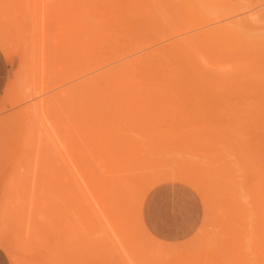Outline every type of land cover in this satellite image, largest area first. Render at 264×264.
Here are the masks:
<instances>
[{
    "label": "rangeland",
    "instance_id": "374dc122",
    "mask_svg": "<svg viewBox=\"0 0 264 264\" xmlns=\"http://www.w3.org/2000/svg\"><path fill=\"white\" fill-rule=\"evenodd\" d=\"M11 1L12 0H0V5H9ZM41 1L43 0H39V3H42ZM108 1L110 2V0ZM150 1L151 3H153V5L149 3V6L152 7L146 8L145 13L147 16H149L147 9H150L152 14L150 15H154L155 19L153 17H147L148 20H145V17V19L139 18L141 16L140 15L136 17V20L129 27L124 28L121 22L119 23L122 26L119 25L120 27L118 26V29L116 28L114 30L113 26H110V30L106 29V31H110L111 34L108 33L107 35V33H104L102 35L100 33V35H98L100 39L105 35L107 36L103 37L104 39L102 38L101 40H99L98 46L100 49H98V51L100 52H97L102 54V52H105L106 50V52H109L110 49L115 50L118 44L119 48L125 43L129 42V40L131 41V39L132 41L134 40L137 43L141 44V42H143L145 44L148 42H153V40L156 38L158 39V37H162L161 41L159 42L165 44L169 39H163V36L165 34L168 35V33L172 34L177 29L189 27L195 33L199 32L200 30L212 27L217 28L219 26H222L225 28L230 24L229 22L235 21L234 23H236L238 21H242L241 19L243 18L245 20L246 16L244 17V14H248L247 12L249 10L244 11L243 8L245 6L252 5V1L255 0ZM249 1L251 3H249ZM27 2V10L25 12L30 13L28 14L29 17H27L30 21L26 19L29 24H27L28 26L26 27V29L28 28V31L26 30L24 33L19 34L16 30H14V32L9 34L7 37L11 40L10 49L12 50L13 54L10 57H7L5 55L9 62L10 70L5 90L0 96V205L5 203L6 194H8L6 192L7 189L10 186V188H14V186L17 187L15 189L16 191L13 194L14 198L12 200H14V202L16 203H22V205H20L21 209L19 208L12 217L14 227H11L12 230H9L10 227L7 228V232L11 235V237L9 238L11 239L12 244L15 246V251L17 252V256L21 264H27L29 260V263L40 260L38 256L27 257V253H25L15 241L17 237L22 234L23 226L29 219V213L31 209L30 202L32 199L30 195L33 187V177H35V158L37 157L36 149L38 146L37 138H32L34 136L38 137L36 136L38 134H36L35 130L33 131L30 128L31 126L35 125H33L31 121L29 122L30 127L24 126V119H22V116L20 117L21 111L25 110L27 105L33 104L34 101H37L38 97H36V99L34 100L28 101L27 103L24 102L16 104V102H14V99L16 100V98L14 97V86H16L15 84L17 83V80L24 73V67L27 66L28 70L31 68L29 67V63L34 62L35 49L37 47L36 41L38 39V35H35V32L33 33V35H30L29 32L33 27V25H31L32 27H30V24H34L33 20L35 19L34 14L36 12L35 6H39V3H37L38 1H35L37 4L35 5L34 0H27ZM215 2H217V4H215ZM255 2L252 5L257 8L254 10L255 12L264 10V5H258L259 3H256V6ZM58 3L59 6L57 8L58 10H60L59 12L62 15L61 22H63L64 24H69L71 20L70 14L75 13L77 8H80V12H83L85 8L81 10V7L82 5L87 3V0H78V4H73L72 0H59ZM12 5V12L17 13L19 10L18 3H12ZM192 5H194L195 9L191 7ZM32 6L34 9L31 8ZM252 6V9L249 8L250 11L255 8ZM189 7H191V10L194 11H191ZM93 8L94 6L92 3V9ZM187 8L191 13L187 12ZM192 12H194L195 14L192 15ZM222 15L229 16L226 17V19L221 18L222 20H220V22L219 20L217 21L216 18ZM36 17L39 18V16ZM84 19L86 22L90 21L91 23L89 25L92 28H95L96 31L102 30L100 29V27L96 28L97 23L92 17L85 16ZM150 20L151 22L153 20H156L155 24L153 25L150 23L151 25H149L147 22H149ZM31 21L33 22L31 23ZM205 21H211L212 23L209 22V24H207V22L206 24L202 25V23ZM245 21L242 22H248ZM262 27H264V25L255 27L253 24H248L247 28L251 29H247L248 35L243 33L246 31L245 29H243L244 31L242 32V30H240V32L245 35L239 33L240 35L238 34L239 36L237 35L238 37L234 38H223V36H227L228 34H223V31L218 28L219 30H215L221 31L222 34L220 36H215V34H213L214 36L211 35L210 38L212 39V42L205 43L201 42V39H197L199 41L198 44H203H201L199 48L189 47L188 51L194 55L196 66L201 70L202 74L210 78L209 80H211L212 82L211 85H214L213 78H218L217 80L223 78L222 81L228 80L230 84L236 82V87L238 85L240 87L237 88L238 91L235 89V91L233 92H225L227 90L218 89L220 92H222L218 93L215 90H203V97L199 96V98H197L195 96L196 101L194 99L193 101L195 102L189 103L190 101L185 100V97L182 96V98L178 96L180 92L174 91V86L177 87L179 85H174V82L171 83V81L175 80L172 79L173 76L176 79L178 78V81L175 80L177 82H181V80L183 81V79L185 81H189L188 79L184 78L185 72H183V68L180 66V64H178V57L175 59L173 53L171 55L170 53L165 52V54H163V56L160 58L161 61L159 59L154 62V64L156 63V65H159L158 70L160 73L168 72V74H166L169 76L164 74L166 77H169V79H167L168 83L166 84L172 85V87H168V89H170L169 91H172L174 89L173 92H176V94L178 93V95L172 92V94H170V92L169 94L170 96L174 95L173 97L176 99L178 105L177 109H175L173 105H168L167 108H169L170 111L167 113H163V117L161 116L164 119L158 117L157 119H155L157 120L156 124H152L154 122H150L148 126H141L142 130H139L141 131V133L139 132L140 134L138 132H136L135 134L134 132H130L131 136H136L135 139H140V143L142 140L141 144L143 145H139L143 146V148H145V150L147 151V154L145 155L146 157L143 154L142 156H144L146 159L151 160L149 165L153 167L149 166L148 164V167L146 166V164H143L146 167L141 165L143 167L141 169L140 167H138L140 170L135 167H131L133 169L118 167L112 168V170L109 171L110 175H105L104 172L108 173V170L106 169L111 168L101 167L96 163L94 159L91 161H88L87 159L90 170L94 175H99V179H101L102 181V185L95 186V188L99 189V187H103V189L99 190H110L109 192H111V190L113 189H116L118 190L117 195L113 196V194L115 193L112 192V195L108 192L102 195L101 191L96 190L98 191V193L93 191L92 196V194L84 188L81 190H85V192L80 191V188L77 186L72 176L67 175L71 173H69V171L67 170L68 167L63 162L62 158L60 156H55V150L52 149L53 147L48 144V141L45 140V138H43V140L41 141V145L44 150L40 158L42 156L44 158L42 157V160L40 159L39 169L36 174V186L34 188H36L37 186L38 187L35 189L37 194L36 198L34 199L35 203L32 208L31 219L36 228H44L43 230L44 232L46 231V234H48L51 245L55 246L58 242L66 241L65 245L68 246V248L73 249L76 254L97 253L99 252V249L102 250L101 248H103L102 251L105 254L109 255L110 258L112 257V262H114L115 264H125L123 259V257L126 258L125 251L121 249L119 238L112 232L107 223V220L105 219V216L101 211V209H103L104 211L109 213L108 208L113 205L110 208V211H112L113 213V221H115V223L119 221L118 223H116V225L120 228V238L125 243L129 242L127 243V252L138 261H142L143 259L146 264H239V262L240 264L241 262L246 264H253L257 261L261 262V264L264 263V261H262L264 260V177H262V174H264V172H262L264 171V161L261 162V160H264V91H262L264 90V30H261L264 28ZM58 28L61 27L58 26L56 22H52L51 28H49L50 36H52ZM151 28H153L154 30L156 29V33H154L152 31L153 29ZM255 28H259V30L257 31V29ZM118 30H122L120 31L121 34L118 33L119 35L115 34L116 32H118ZM80 38H83V40L87 41L89 37L87 35H83ZM121 38L123 43L121 42ZM172 38L173 37H171L170 39ZM112 41L114 42V44L111 43ZM115 42L117 43L116 45ZM111 44L114 45L113 48H111ZM105 45L108 47H106ZM217 46H219V48H217ZM92 49L93 48L88 49V52H84V48L81 50H77L74 56L75 59L80 58L86 54L88 55L89 52L92 51ZM81 51L83 52L81 53ZM106 52L103 54L107 55ZM167 57H169L170 59ZM167 59L169 60L167 61ZM159 61L160 63H158ZM175 66L177 68H174ZM170 71L171 73L173 72V75L170 74ZM175 75H177V77ZM88 76L91 77L92 74ZM87 77L84 78L88 79ZM84 78L81 77V79H79L78 81H84ZM148 79L151 80L150 83L153 82L152 79L149 78V76H147L145 79L144 77H142V81H140L141 83L143 82L142 86L144 84V86L149 85V83L147 82ZM78 81H75V83H78ZM144 81H146L147 84ZM154 81L156 82L160 80L158 79ZM253 82L257 87L254 88ZM241 83H244L243 85L247 83L245 85V88H248L247 91L241 90L244 88L243 86L241 87ZM249 83H251L250 85L252 88L247 87L249 86ZM257 83L261 85H256ZM106 85L105 83H102V85L100 84L99 87L104 86L102 88L105 89L107 87ZM234 86L233 88H235ZM148 87L155 88L153 85H149ZM95 90L96 89L90 91L94 94L92 97L96 96ZM99 90L100 89L97 90L98 94L102 92V89L101 91ZM81 94L84 95L87 93L83 92L78 94L76 98L71 101L72 103L69 102V104L74 107L71 106L69 107L70 111L64 110L61 111V113L63 114L64 118V125H62L69 128L67 129V131H65L66 134H64L65 132L63 133L65 139L72 142L80 139V142L82 143V145H84V142H82V140L86 136L83 129L86 128L85 124L89 122L86 121L88 120L86 119V117H88L86 116L88 114V111L86 112V110H88V107H86L85 105L87 104L88 99L85 95L82 96ZM82 97L87 100L81 99V104L77 101H79V99ZM12 101L15 104L11 105L10 103ZM81 106L83 108H80ZM72 108L75 110H73ZM77 109L81 110L76 111ZM180 109L182 111H178ZM71 110H73V112ZM232 110H234V112ZM230 111H232V113H230ZM74 112L75 118L79 116L78 118H81L80 120H83L84 123L77 126L76 123L78 118L74 119L76 120L74 122L70 121L71 117L74 118V116L71 115V113ZM252 114L255 115L252 116ZM239 117H241V121H243L242 124L245 125L242 126V124L239 123ZM146 118L151 119L150 116ZM25 120L27 121V119ZM153 125L159 126L156 128L157 130L155 129V127H153ZM201 126H203L204 128H202ZM78 127L82 129L81 131H83V133L80 132V129ZM233 127L236 128L235 132L239 134L236 135L235 132L231 131ZM154 129L157 132H152V130ZM203 129L205 130V132ZM217 131L219 134L217 133ZM30 132L32 133V135H34H29ZM70 132H72L75 137H72ZM171 132H173V134ZM228 134L229 136H227ZM149 137H152L153 139H149ZM155 139H157L155 142L157 143L156 148H154L152 145H148L151 144L147 143L148 141L152 142V140L155 141ZM212 140H215V142ZM69 143L72 144L71 142ZM145 143L147 145H145ZM240 144H242L243 146ZM82 149L84 150L85 146H82L80 150ZM242 150H245V153H243ZM85 151H87L88 153L87 148L85 149ZM59 158H61V160H59ZM183 160L186 161L188 164H185L189 166H186L185 164L181 166L180 161ZM41 162H43L44 165ZM153 162L156 163L153 164ZM184 167L187 171L184 170ZM187 167L190 169H188ZM46 168L50 169L46 171ZM177 169L186 171L189 175H195L198 182L203 185L201 186L197 183H192L194 179L189 180V177L182 178L183 174H180V172L175 171L174 174L177 172L180 175H174L173 170ZM168 171L172 172L170 173ZM215 171L216 173H214ZM255 171H258L260 173L259 175L261 176L259 178L256 177ZM155 172H160L161 174H163L164 172H168V175L163 174L162 176H159V174L157 175ZM219 172L221 173L218 175L217 173ZM127 174L129 175L127 176L129 178L132 176H148L149 174H153L151 179H156V181H145L149 183H145L141 187L143 188L141 189V191L140 189L136 190L135 193L139 191L138 195L134 194L132 195V197H129L131 193H129L128 195L126 194V201L122 200L121 203H118V199H120L118 198V196L122 192V190H120L121 183L118 182V178H121L122 176L123 179H127L126 176L123 177ZM170 174L174 176L172 177ZM155 176H157L158 178H155ZM68 177L69 179L72 178V181H70ZM178 177L179 179H177ZM122 178L121 180H123ZM219 178L221 180H219ZM106 179L108 181H106ZM183 179H186L187 181ZM46 181H50V183L54 182L56 184L51 185L48 182V186H45ZM6 184H9L10 186ZM56 185L58 187H56ZM203 186L205 187L203 190L206 189L208 194L206 195L205 193V199L202 198L204 196L200 193L201 191H203L201 190ZM44 191H48L47 194H42V192ZM143 191H147V194L144 196V198ZM252 193L254 194V196H256V198L251 196ZM121 194H123L122 196H124V193ZM97 195H100V197ZM135 195L137 196L135 197ZM86 196H88L89 198ZM93 197H96L97 199ZM108 199L111 201H108ZM78 200L81 202H79ZM101 201L103 205H101ZM125 203L129 204V206H125ZM116 207L118 208L116 209ZM118 210L121 212H118ZM86 212L88 214H86ZM133 213L135 214V216H133ZM120 215H123L124 217ZM84 217L86 220H88L89 223L85 222L86 220H84ZM121 217L123 218L119 219ZM147 218H149V221H151L152 223H162L165 227H167V229L168 227H171L170 230L172 233L168 235V239L170 240H164L163 243L165 244H162L161 246H157L158 243H155L153 239L149 238L148 240L143 232L144 226L153 236L155 235L149 228ZM140 219L144 226L142 224H139ZM13 220H16L15 223ZM87 223H91L92 227L88 226ZM85 224L87 225L85 226ZM104 226L108 231H110L112 240L110 239L108 234H105L106 231L103 228ZM89 227L90 230L88 229ZM91 229H95V231H92ZM11 231L14 232L12 233ZM76 231L79 232L77 233ZM123 233L125 234L123 235ZM16 234H18L17 237ZM125 235H127V237ZM98 246H101V248ZM54 258L55 260L52 264H57V261H60V258H58L57 255H55Z\"/></svg>",
    "mask_w": 264,
    "mask_h": 264
},
{
    "label": "bare ground",
    "instance_id": "6f19581e",
    "mask_svg": "<svg viewBox=\"0 0 264 264\" xmlns=\"http://www.w3.org/2000/svg\"><path fill=\"white\" fill-rule=\"evenodd\" d=\"M35 1H38L37 3H39V0H34L35 5H37ZM58 1L59 0H43V1H41L42 3H39V6H35L36 12L34 11L35 12V14H34L35 19L33 20L34 24H30V27H32L31 25H33V27L29 32L30 35L31 34L33 35L34 32H35V35H38V39L36 41L37 47L35 49L34 62L29 63V67H31L29 70H28L27 66L24 67V69H25L24 73L17 80V83L15 84L16 86H14V89H15V96L14 97L16 98V100L14 99V102H16V104L17 103H24V102L27 103L28 101L34 100V99H36V97H38L37 98L38 100L34 101L33 104L27 105L25 110H22V111L20 110L21 111L20 117L22 116L23 117L22 119H24L23 120L24 126H26V127L29 126L30 125L29 122H31V121H32L31 123L33 125H35V126H31V127L29 126V127L33 131L35 130L36 134H38V135H36L38 137H35V136L32 137V138H37L38 146L36 149L37 150V157L35 158L36 160L34 159L35 160V169H34L35 170V177H33V182H32L33 187H32V191H31V195H30L32 199L30 202V208L31 209H30V213H29V219L27 220V223L24 224L23 231L21 230L22 234H20V236H18V237H17L18 234H16L17 239L15 241H16L17 245L19 247H21L25 253H27V257L28 256H31V257L32 256H38L40 258L39 261L31 262V263H29L30 262V260H29V262L27 264H52L53 261L55 260V258H54L55 255H57L58 258H60V261H57V264H115L111 260L112 257L110 258L109 255L105 254L102 251L103 248H101V246H98V247H100L102 250L99 249V252H97V253L76 254V252H74L73 249H70V248H68V246L65 245L66 241L58 242L55 246L51 245L48 234H46L45 233L46 231L44 232V230H43L44 228H39V227L36 228V226H34L33 221L31 219V217H32L31 213H32V208H33L34 203H35L34 199L36 198V194H37L35 189L38 187L37 186L36 188H34L36 186V183H35L36 182V174H37L38 169H39V161L43 157L42 156L40 158V156L44 150L42 145H41V143H42L41 141L43 140V138H45V140L48 141V144L53 147L52 149L55 150V153H54L55 156H60L62 158L63 162L68 167L67 170L69 171V173H71V174H67V175L72 176L73 180L76 182L77 186L80 188V191L85 192V190H81L84 188L87 191H89L92 194V196H93V191L98 193V191H101L99 189H103V187H99V189L95 188V186H98V185L101 186L102 181H101V179H99L100 178L99 175H94L93 172L90 170L87 159H88V161H91L94 159L96 161V163L99 164L101 167L111 168V169H106V170H108L107 171L108 173L104 172L105 175L106 174L110 175L109 171H111L112 168H118V167L124 168V167H126V168L133 169L131 167H135V168L140 167V169H141V168H143L142 166H144L145 164L148 167L151 160L145 158L147 151L145 150V148H143V146H140V145H143V144H141L142 140L140 143V139L139 140H137V138L135 139L136 136L135 137L131 136L130 132H134V134L136 132L141 133V131H139V130H142V127L148 126L150 124V122H154L152 124H156L157 120H155V119H157L158 117H161L163 115V113H167L170 111L169 108H167L168 105H171V106L173 105V107L175 109H177V105H178L177 101L173 97L174 95L170 96V94H172V93L176 94V92L178 91V92H180V94L178 95V93H177L176 95H178L179 97L183 96V97H185V100L190 101L189 103H192V102L196 101V99H195L196 97L199 98V96L200 97L204 96L203 90H210V91L215 90L218 93H222L218 89L227 90L225 92H231V91L233 92V91H235V89L237 90V88H240L239 85L236 87V85H235V84H237L236 82L230 84L228 80L222 81L223 78L219 79V80H217L218 78H213L214 79L213 80L214 85H211L212 82H211V80H209L210 78H208V77H206V75L202 74L201 70L196 66L194 55L188 51L189 47H191V48L198 47L199 48L201 46V44H203V43L198 44L199 41L197 39H201L200 40L201 42L210 43V42H212L211 41L212 39L210 38L211 35L214 36L213 34H215V36L216 35L220 36L222 34L221 31H223V34L229 35V36L228 35L223 36V38H225V37H233L234 38V37H238L240 34H243V33L247 34L248 30H251V29L247 28L248 24H251V25L253 24L255 27L256 26L258 27L259 25H264V24H261V23H264V10H260L262 12H260V11L255 12L254 10L257 8L255 6H252L255 1H256L255 2L256 6H257L256 3H259L258 5H264V0H262V1L250 0V1H252V5H248V6H245L243 8L244 11H246V10L247 11L249 10V11L247 12L248 14H244V17L246 16V19H245L246 21L244 20V18L241 20L245 21V22L248 21L249 23L248 22L244 23L242 21H238V22L234 23L235 21H232V22H229L230 24L227 25L225 28L222 26H219L217 28L212 27V28L200 30L199 32H195V33L189 27L183 28V29H177L172 34L168 33V35H166V34L164 35L166 37L163 36V39L164 38L169 39L168 42L164 41V42H166L165 44H163L162 42H159V41H161L162 37H158V39L157 38L154 39L153 42H151V43L148 42L150 44H148V43L144 44L143 42H141V44H140V43L135 42L134 40L132 41V39H131V41L130 40H129V42L126 41L127 43H125L123 46H121L119 48H118V45H119L118 44L115 50L110 49V51L112 50L111 52L110 51L106 52L107 51L106 50L105 52L107 53V55L103 54L105 52H102V54L98 53V52H100V51H98V49H100L98 46L99 40H101L103 37L107 36L108 33L111 34L110 31L107 32L106 29L110 30V26H113V29L115 30L116 28L118 29L120 27L119 25H121V24L124 26V28L129 27L136 20V17L140 16V15L141 16L139 18H143V19L146 18L145 20H148L147 17H153L155 19L154 15L151 16L152 14H151L150 9L149 10L147 9L149 16H147L145 13L146 8L152 7V6H149V3L152 5H153V3H151L150 0H113L115 2H113L112 0H110V2L108 0H87V3H85L81 7L82 8L81 10H83L84 8L86 10L84 9L83 12H80V8H77L75 13L70 14V16H71L70 23L64 24L63 22H61L62 15L59 12L60 10H58V8H57L59 6ZM72 1H73V4H76V3L78 4V0H72ZM154 1H156V0H154ZM250 1H249V3H251ZM12 3L13 4L18 3V6H19L18 9L19 10L17 13L12 12V10H11V6H13ZM27 3H28L27 0H12L9 5H5V6L0 5V49L7 57H10L13 54L12 50L10 49L11 40L9 38H7L8 35L13 33L14 30H16L19 34L24 33L26 30L28 31V28L26 29V27L29 24H28L26 19H28L27 17H29L28 14H30V13L25 12L27 10ZM92 3L94 6V8H93L94 10L92 9ZM215 4H217V2H215ZM251 6L255 7L252 11H250V9H249V8H251ZM191 7L193 9H195L194 5H192ZM191 7H189L190 10H191ZM260 7H262V6H260ZM31 8H33V6ZM91 9H92V11H91ZM186 10L188 13H191L190 11H188L189 10L188 8ZM152 11H153V9H152ZM191 11H194V10H191ZM193 14H195V13L192 12V15ZM36 16H39V18ZM85 16L92 17L95 20V22L97 23V27L96 26L95 27L96 28L100 27V29H102V30L96 31L95 28H92L89 25L91 22L85 21V19H84ZM228 16L229 15H222V16L217 17L216 20L217 21L219 20V22H220V20H222L223 18L226 19V17H228ZM231 19H230V21H231ZM33 21H31V23ZM155 21L156 20H153L152 21L153 23L151 22V20L149 22H147V21L146 22L149 25H151V24L154 25ZM52 22L53 23L56 22V24L58 26H60L61 28H58L55 31V33L52 36H50L49 28H51ZM119 22H121V24ZM209 22H211V21H205L202 23V25L206 24V23L209 24ZM121 28H123V27H121ZM153 28H154V26H153ZM153 28H151V29H153ZM218 28L221 29V31H218L219 30ZM262 28H264V27H262ZM215 29H218V30H215ZM243 29H245L246 31L243 32L244 31ZM255 29H257V31L259 30V28H255ZM240 30H242L243 33H241ZM252 30H254V29H252ZM261 30H264V29H261ZM104 31H106V32H104ZM120 31H122V30H118V32H116L115 34H118V33L121 34ZM152 31L154 33H156V29L155 30L153 29ZM214 31H216L217 33ZM236 31H239V32H236ZM100 33L102 35L104 33L105 34L107 33V35L103 36L100 39V37H98V35H100ZM230 34L235 35V36H232ZM245 34H243V35H245ZM83 35L84 36L87 35L89 37L87 39V41L83 40V38H80ZM171 37L176 38V39H173V38L170 39ZM115 39H116V37H115ZM117 40H119V39H117ZM121 42L123 43L122 38H121ZM111 43L114 44L113 41ZM113 44H111L112 45L111 48H113V46H114ZM116 44L117 43L115 42V45ZM106 47H108V46H106ZM83 48H84V52L85 51L88 52V49H90V48H93V49H92V51L89 52L88 55L86 54L80 58L75 59V57H74L75 52L77 50H81ZM217 48H219V46H217ZM82 52L83 51H81V53ZM135 52H137V53H135ZM165 52H168L171 55L173 53L174 54L173 56L175 57V59L178 57L177 58V60L179 62L178 64H180V66L184 70L183 72H185L184 78L189 80V81H185L183 79V81L181 80V82H177L178 78L176 79L173 76L172 79H175L177 81L174 80V81H171V83L174 82V85L175 84L179 85L177 87L174 86L175 90L174 89L173 90L176 92H173V90L169 91L170 89H168V87H172L171 84H169V85L166 84V83H168L167 79H169V77H166L165 75H167L168 72L160 73L158 70L159 65H156V63L154 64V62L159 60L163 56V54H165ZM168 53H167V55H168ZM167 58H169V57H167ZM123 59H125V60H123ZM169 59H167V61ZM203 59H205V58H203ZM160 61H161V59H160ZM160 61L158 63H160ZM176 66H177V64H176ZM176 66L174 68H177ZM216 67H218V66H216ZM163 71H164V69H163ZM171 71H170V74L173 73V72L171 73ZM91 74H92L91 77L88 76ZM140 74H142V75H140ZM174 74H176V73H174ZM252 74H254V73H252ZM147 76H149V78H151L153 81L152 83H150L151 80L148 79L147 82L149 83V85H153L155 88L148 87L149 85L144 86L145 84L142 86L143 82L141 83L140 81H142V77H144V79H145ZM167 76H169V75H167ZM175 76L177 77V75H175ZM202 76H204V77H202ZM81 77L82 78L87 77L88 79L84 78L85 80L82 79L84 81L79 82L78 80L81 79ZM158 79L160 81H156V82L154 81V80H158ZM75 81L76 82L78 81V83H75ZM144 82L146 83V81H144ZM102 83L103 84L105 83V85L107 84L106 85L107 87L105 89L102 88L104 86L99 87L100 84L102 85ZM243 84L244 83L240 84L241 87L242 86L244 87L241 90L247 91L248 88H245L246 87L245 85L247 83L245 85H243ZM250 84L251 83H249V86H247V87L252 88ZM253 85H254V88L257 87V86H255V83ZM256 85H261V84L257 83ZM233 86L235 88H233ZM189 87H190V89H189ZM97 88L100 89L99 91H101V89H102V92L98 94ZM176 88H178V89H176ZM258 88H260V87H258ZM93 89H96L95 90L96 96H94V97H92L94 95L93 92H90V91H93ZM262 91H264V90H262ZM83 92L87 93L84 95L86 96V98L88 100L85 99L84 97H82L79 99V101H77V99H76V101L82 104V102H80L81 99L87 100V104H85V105H86V107H88L87 108L88 110H86V112L88 111V114L86 115V116H88V117H86V119H88V120H86V121H89V122L87 124H85L86 128L83 129L84 134L86 136L83 138L84 141L82 140V142H84V145H82V143L80 142V139H77V138L76 139L78 141L75 140L76 142L74 140H73L74 142H72V141H67L65 139V137H64V134H66L65 131H67V129H69V128L63 126L64 125L63 124L64 118H63V114L61 113V111H64V110L70 111L69 107H71L72 105H70L69 102H71L74 98H76V96L78 94L83 93ZM169 92H170V94H169ZM81 95L84 96L83 94H81ZM194 99H195V101H193ZM197 100H199V99H197ZM14 102L12 101L10 104L11 105L15 104ZM77 105H79V104H77ZM72 107H74V106H72ZM80 108H83V107L81 106ZM73 110H75V109H73ZM73 110H71V111L73 112ZM80 110L81 109H77L76 111H80ZM234 110H232V111L234 112ZM178 111H182V110L180 109ZM232 111H230V113H232ZM75 112L71 113V115L74 116V118L71 117V119H70L68 117L70 119V121L74 122V121H76L74 119H77L79 117V116H77V118H75ZM246 113H248V112H246ZM77 114H79V113H77ZM144 115H146V116H144ZM253 115H255V114H252V116ZM148 116H150L151 119L146 118ZM142 117L145 119H143ZM25 119H27V121ZM80 119L81 118H78V120H77V123H76L77 126L84 123V121L82 120L83 121L82 122ZM162 119H164V118H162ZM158 120H161V119H158ZM238 121L241 124L243 122V121H241V117L238 118ZM243 125H245V124H242V126ZM229 126H233V125H229ZM153 127H155V129H156L159 126L153 125ZM153 127H152V129H153ZM201 127L204 128L203 126H201ZM79 129H80V132L83 133V131H81L82 129L81 128H79ZM155 129L152 130V132L157 130V129L156 130ZM206 129H207V127H206ZM231 131L235 132L236 128L233 127ZM204 132H205V130H204ZM70 133L73 137L74 135L72 134V132H70ZM73 133H75V132H73ZM171 133L173 134V132H171ZM196 133H198V132H196ZM217 133H218V131H217ZM168 134H169V132H168ZM237 134H239V133H236V135ZM29 135H32V133L30 132ZM174 135H175V133H174ZM196 136H197V134H196ZM227 136H229V134ZM173 137H175V136H173ZM150 138H152V137H149V139ZM156 140L157 139H155V141L152 140V142H149L150 141L149 140L147 143H151L148 145H152L154 148H156L157 147V143H155ZM212 141L215 142V140H212ZM69 142H71L72 144H70ZM228 143H229V141H228ZM145 145H147V144L145 143ZM240 145H242V144H240ZM82 146H85V149L87 148L88 153H87V151H85V149L80 150L82 148ZM166 147H169V146H166ZM186 147H187V145H186ZM81 151H83V152L85 151V152L83 153ZM242 152L245 153V150H242ZM150 153H151V151H150ZM142 154L145 157L142 156ZM246 155H248V154H246ZM149 157H151V156H149ZM61 158H59V160H61ZM168 158H169V156H168ZM249 158H250V156H249ZM186 160H188V159H186ZM250 160H251V158H250ZM262 161H264V160H261V162ZM180 162H181V166H183L185 163L188 164L184 160L180 161ZM41 163H43V162H41ZM154 163H156V162H153V164ZM43 165H44V163H43ZM146 166H144V167H146ZM149 166H151V165H149ZM186 166H189V165H186ZM151 167H153V166H151ZM212 167H214V166H212ZM228 167H230V166H228ZM49 169L46 168V171H48ZM145 169H148V168H145ZM181 169H183V168H181ZM188 169H190V168H188ZM184 170H186V168ZM207 170H209V169H207ZM218 170H220V169H218ZM256 170H259V169H256ZM43 171H45V170H43ZM175 171L180 172V174H183L182 178L183 177H186V178L189 177V180L194 179L192 181V183L194 182V184L197 183L198 185H201V186L203 185V184H200L198 182L195 175H189L186 172L187 170L186 171H181L178 169L173 170V174ZM168 172L171 173L172 171H168ZM168 172H166V173L164 172L163 174L168 175ZM183 172H185V173H183ZM262 172H264V171H262ZM126 173H128V172H126ZM155 173L157 175L159 174V176L163 175L160 172H155ZM176 173L174 175H176V176L180 175V174H178V173L176 174ZM214 173H216V171ZM220 173L221 172H219L217 174L219 175ZM255 173H256L257 178H259L261 176V175H259L260 173L258 171L257 172L255 171ZM217 174H215V175H217ZM47 175H49V174H47ZM125 176L127 179H123L122 176H121V178L123 180H121V178H118V182L121 183L120 184V190H122L121 193H124V196H122L123 194H121L119 192L121 196L118 194L119 195L118 198H120L121 200L118 199L119 200L118 203H121L122 200L126 201V199H127L126 194L128 195L129 193H131L129 197H132V195H134V194L138 195L139 191L137 193H135L136 190L140 189V191H141V189H143L141 187L145 183H149V182H145V181L153 180V179H151L153 174L152 175L149 174L148 176H145V175H143V176H132L130 178L127 177V176H129L128 174L124 175L123 177H125ZM37 177H39V176H37ZM156 177L157 176H155V178ZM262 177H264V174H262ZM72 178L69 179V177H68V179L70 181H72ZM177 179H179V177ZM183 180L187 181L186 179H183ZM219 180H221V179L219 178ZM258 180H260V179H258ZM106 181H108V180L106 179ZM109 181H111V180H109ZM153 181H156V179ZM48 182L50 183V181H48ZM48 182L46 181L45 186H48ZM59 183H61V182H59ZM69 183H71V182H69ZM32 184H31V186H32ZM50 184L54 185L56 183L52 182ZM6 185H9V184H6ZM38 185H40V184H38ZM138 186H140V187H138ZM10 187L9 188L7 187L8 189L6 188L7 189L6 192L8 194H6L5 203L1 204L3 206L0 205V210H1L0 211L1 212L0 213V248L5 252L7 257L11 261V264H21V262L19 261L18 256H17V252L15 251V246L12 244V241L9 238V237H11V235L8 234L7 228L10 227L9 230H12L11 227H14L13 222H12V217L15 214V212L18 211L19 208L21 209L20 205H22V203H16V202H14V200H12L14 198L13 194L16 191L15 189L17 187H15V186H14V188L13 187L10 188ZM56 187H58V186L56 185ZM93 187H94V189H93ZM204 188L205 187L203 186L201 188V190H203ZM4 189H5V187H4ZM9 189L11 190V192ZM41 189H43V188H41ZM44 190H46V189H44ZM96 190H98V191H96ZM113 190H115V191H113ZM113 190H111L112 193H115V194H113V196L117 195L118 190H116V189H113ZM144 190H146V189H144ZM197 190H199V189H197ZM205 190H203L204 192L199 191L201 193V195L204 196V197H202L203 199H205L206 195H208L207 190L206 191ZM103 191H101L102 195H104V193H107V192L111 193V192H109L110 190H108V191L103 190ZM47 192L48 191H46V192L44 191V192H42V194H47ZM61 192H63V191H61ZM112 193H111V195H112ZM205 193H206V195H205ZM87 194H88V192H87ZM146 194H147V191H145L143 193V198ZM100 195H97V196L100 197ZM137 195H135V197ZM88 196H86V197H88ZM251 196L256 198V196H254L253 193ZM21 197H22V194H21ZM75 197H78V196H75ZM107 197H109V196H107ZM129 197H128V199H129ZM93 198L97 199L96 197H93ZM122 198H124V199H122ZM109 199H108V201H111ZM114 200H115V197H114ZM19 202H21V201H19ZM79 202H81V201H79ZM110 204H111V202H110ZM101 205H103L102 201H101ZM112 206L113 205H111V207ZM125 206H129V204L125 203ZM111 207L108 208L109 213H111V214L107 213L103 209H101V211H102L103 215L105 216V219L107 220V223H108L109 227L111 228L112 232L119 238L121 249L123 251H125L126 258L123 257L124 263L125 264H146V262H144L143 259H142V261H138L134 257H132V255H130L127 252L128 251L127 250L128 249L127 243H129V242L125 243L120 238V234H121L120 230H119L120 228L116 225V223H118L119 221H117L116 223H115V221H113L114 217L112 216V214H113L112 211H110ZM117 208L118 207H116V209ZM119 210H121V209H119ZM119 210H118V212H121ZM131 212H133V211H131ZM134 212H137V211H134ZM82 213H84V212H82ZM139 213H140V211H139ZM86 214H88V213L86 212ZM129 214H131V213H129ZM120 216H123V215H120ZM133 216H135V214ZM87 217H89V216H87ZM123 217H121L119 219H122ZM84 220H86L85 217H84ZM15 221H14V223H15ZM85 222H88V220H86ZM120 222H121V220H120ZM87 224H85V226ZM139 224H142L144 226L141 219H140ZM123 225H126V224H123ZM88 226L92 227L91 223L88 224ZM157 227H158V231L162 234L161 238H157V237L153 236L145 228V226L143 228V232H144V235L148 238V240H149V238L153 239L155 243H158L157 246H161L162 244H165L163 242H164V240L166 241V239H168V235L171 234V231H168L167 227L163 226L161 223H157ZM17 228H19V227H17ZM103 228L106 231L105 234H108V236L112 240L110 231H108L105 226ZM88 229L90 230V227ZM95 229H91V230L95 231ZM11 232L13 233L14 231H11ZM76 232L78 233L79 231H76ZM124 234L125 233H123V235ZM125 236L127 237V235H125ZM102 237H104V236H102ZM61 254H62V256H61ZM145 254H143V255H145ZM232 259H234V258H232ZM262 261H264V260H262ZM235 262H236V260H235ZM237 263H238V261H237ZM254 263L261 264V262H258V261L254 262ZM54 264H56V263H54ZM239 264H240V262H239ZM241 264H246V263L241 262ZM262 264H264V263H262Z\"/></svg>",
    "mask_w": 264,
    "mask_h": 264
},
{
    "label": "crops",
    "instance_id": "0c3cea01",
    "mask_svg": "<svg viewBox=\"0 0 264 264\" xmlns=\"http://www.w3.org/2000/svg\"><path fill=\"white\" fill-rule=\"evenodd\" d=\"M9 70H10L9 62H8L5 54L0 49V96L3 94V92L5 90V87L7 84V79L9 76ZM147 220H148L149 228L151 229L152 233L155 236H157L158 238H161L162 234L158 231V227H157V223H159V222L152 223L151 221H149V218H147ZM170 228L168 227V231H171ZM168 240H170V239H167V241ZM0 264H11L9 258L7 257V255L5 254V252L1 248H0Z\"/></svg>",
    "mask_w": 264,
    "mask_h": 264
}]
</instances>
